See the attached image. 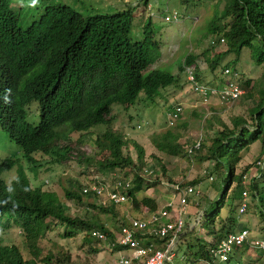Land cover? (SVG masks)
Instances as JSON below:
<instances>
[{
	"label": "clouds",
	"instance_id": "clouds-1",
	"mask_svg": "<svg viewBox=\"0 0 264 264\" xmlns=\"http://www.w3.org/2000/svg\"><path fill=\"white\" fill-rule=\"evenodd\" d=\"M77 1L0 0V132L17 148L14 154L0 156V182L4 187L10 188L12 185L24 181L26 185L28 184L29 190L37 188L41 193L53 192L56 194L52 189H44L42 185L32 187L27 177V171L38 174L44 165L50 171L54 166L63 164L72 166L71 163H76L78 167L84 163L83 168L86 170L90 167L97 168L95 159L99 152H105L99 145L106 143L103 136L105 133H110L114 138H119L122 143L126 144L121 148L122 154L131 159L132 166L113 170L110 176L115 180L107 177L102 180H92L93 189L91 185H84L79 179L71 178L67 182H60L59 186L64 190L72 183L74 185L73 192L86 196L87 201L100 208L112 207L114 209L126 203L132 205L130 191L134 174L137 173V166H141L138 172V177H140L146 162L138 137L145 128H148L149 118L152 116L151 112L143 109L144 104H155L157 98L162 97L164 91L179 86L178 79L180 77L183 78L185 84L190 86L188 91H191L196 97H201L205 101L213 97L221 98L220 90L223 89L221 85L218 87V93H215L217 95L213 96L210 95V91L206 90V84L198 82L199 71L193 50L201 47L203 42L208 40L207 36L217 38L210 40V45L224 44L226 39L222 37V34H216L214 27L217 28L225 24L215 20L217 4L214 5L212 14L203 17L204 12L202 11L207 9L206 3L202 0H169V2L179 4V8L173 10L161 9L157 0H136L135 3L132 2L128 5L127 9L120 10L108 5L106 8H110L112 12H104V9L100 7L92 10L93 13L86 17H82L81 12L74 8L75 5H78ZM204 1L208 2L209 0ZM102 2V0H95V3L100 6L105 5ZM148 2H150L149 7H147ZM218 2L222 4V0H218ZM145 8L149 9V15L146 14L147 18L140 19L137 11ZM190 11L195 13L193 18L188 15ZM152 13L153 15H151ZM117 14L128 20L124 30L126 37L122 40H109L108 33L103 34V26L99 28L97 21L101 19L100 16ZM94 16H98V19L91 24L89 33L85 35V49L76 50L72 54H62L63 49L60 42L63 28L68 24L91 21ZM153 18L156 21H153ZM187 20L191 22L189 26L193 29H191L188 40L184 42L181 36L177 39L176 35L166 28L168 24H173L179 29L186 28L188 26L184 24ZM195 29L202 30V33L193 36ZM212 31L215 33L210 34ZM226 44L228 45L227 42ZM162 49L166 50L171 63L157 66ZM180 50L184 51L180 53ZM188 59H194V63H186ZM237 59L235 57L234 62H237ZM234 70L235 68L223 69L222 78L229 80L227 87L231 84L238 87L235 83L237 73ZM199 98L198 102L200 103ZM230 100L233 99L228 101ZM180 105H172L171 108L166 109L164 115H166L165 125L168 129L164 134L152 139L155 148H157L155 144L161 143V139L167 132H173L177 126L182 124L179 121L184 109ZM44 107L52 110L53 115L62 123V126L57 129L62 138L54 145L27 150L23 146V138L14 133L15 127L20 121L18 114L22 109L24 123L35 129L40 124ZM34 108L35 112H33ZM32 117L34 119L30 120ZM118 121L126 122L130 133L125 134L122 126L115 125ZM70 126L75 130L71 131ZM23 134L29 137L28 131H24ZM74 134L77 136L74 137ZM196 143L199 144L198 148H194ZM200 144L201 139L193 140L190 146L185 148L186 157L198 150ZM53 146L65 153H61L62 158L66 157L63 162L51 163L52 156L44 154L47 149ZM157 149L161 151L159 148ZM190 149H194L192 153L189 152ZM129 150L135 151L134 158L128 154ZM139 150L142 151L141 155H139ZM44 157H48V159L42 160ZM141 158L143 162L139 165ZM147 158L151 159L150 156ZM84 159L90 161L86 162ZM13 171L16 173V177L7 183L4 178ZM153 171L151 170L149 174H152ZM118 182L122 185L128 184V188L124 191L119 188L118 191L116 185ZM116 191L120 194L121 192L127 194L128 200L115 203L109 199L108 193ZM63 195H65V191ZM66 200L62 201L63 204ZM75 203L77 202L75 201ZM241 207L242 205L238 209L239 214H244L246 209L241 212ZM0 213L1 243L16 246L3 242L2 232L12 226L16 227V225L9 221L8 226L2 227L4 221L9 220V217L1 209ZM144 216L145 214L131 219H139ZM126 222H129L127 218ZM244 229L248 232V241L241 246L231 248L228 253V264L233 259L237 264H247L245 258H242L239 253L240 250H245L244 248L249 252L264 255V249L250 244V242L264 243V240L253 239L245 226H241V229L230 234H236ZM117 235L113 232L114 239ZM93 241L95 240L93 239ZM218 242V240L212 239L207 249L203 250L207 252V258L194 254V258L190 262L200 264L201 259H205L207 263L211 262L210 251L212 248H216L221 241ZM184 260L183 257L182 261Z\"/></svg>",
	"mask_w": 264,
	"mask_h": 264
},
{
	"label": "rangeland",
	"instance_id": "rangeland-1",
	"mask_svg": "<svg viewBox=\"0 0 264 264\" xmlns=\"http://www.w3.org/2000/svg\"><path fill=\"white\" fill-rule=\"evenodd\" d=\"M53 1L56 2L57 0ZM102 1V3L105 5L100 6L99 4L95 3V0H78V5H75L74 8L81 12L80 15L82 17H86L87 15L93 13L92 10L98 9L100 7L104 9V12L108 13L112 12L110 8H106L108 5L120 10H124L127 9L128 5H130L132 2H136V0ZM157 2L159 3L161 9L173 10L175 8H179V4L177 2H169V0H157ZM202 2L206 3L207 9H203V17L213 13L214 5L217 4L216 9L218 11L222 9L223 5L219 3L218 0H209L208 2L202 0ZM149 3L150 2L147 3V7H149ZM74 8L72 9L75 11ZM149 12L150 11L147 8L138 9L137 15H139L140 19H145L148 17L146 14L149 15ZM151 15H153V13ZM188 15L190 18H193L195 13L190 11L188 12ZM153 21H156V19L153 18ZM190 24L191 22L187 20L184 24L185 26H188L186 28L182 27L179 29L177 26H173V24L166 25V28H169L174 33V35H176L177 39L181 36L182 41L184 42L188 40L191 34V29H193V27L189 26ZM201 33L202 30L195 29L193 36H197ZM207 37L208 40L203 42L201 47L193 50L196 55V66L198 68L199 74L201 75V80H203L207 85V87H205L206 90L211 92L210 95H217L215 93H218V87L221 85L222 88H224L229 82L228 79L222 78L224 75L222 74L223 69L235 68L236 73L238 74V77L236 74L235 83L238 85L239 90L242 93L241 96L243 97L247 92L252 90L254 85H257V82L260 80L263 72V66L257 65L255 62H253L250 58L249 49L244 48L241 51L236 64H234L236 56L231 53L222 56L218 60L217 66L214 68L215 70H211L209 68V61L212 58H216L217 55L222 54V52H225L228 45L226 42L224 44L218 43V45H210V40L217 38L214 36ZM182 52L180 50V53ZM167 63H171V61L166 54V50L162 49V55L159 58L157 66H164ZM178 80L180 82L179 86L171 87L164 91L162 97L157 98L155 104H144L143 109L147 112H151L152 116L149 118L150 124L148 128H145L142 131L140 137H138L143 147V152L145 155L144 158L146 161L140 174V178L144 181V184L150 183L152 186L148 187L143 184L144 189L136 191V197L139 202L143 198L151 199L154 202L158 201L157 203L159 210L169 202L174 205L177 204L178 197L174 195L172 191L173 184L194 183L191 185L195 187V190H198L199 194L195 197V199L192 197L190 198V204L187 207L184 218L185 230L182 234L184 237L180 238L178 241L176 247L177 257L174 259V263L176 264H192L190 261H192L194 258V253L202 252L204 249L206 250L209 246V242L212 241L213 238L212 234L210 233L211 227H213L215 230H219L221 228L222 221L226 220L229 216V206L228 202L226 203V199L231 193V190H234L235 182L229 184L228 187L230 190L225 196L222 207L220 208L217 215L214 213L209 215V219L211 220L207 224L204 217V215L207 214L206 209L210 203L219 201L221 195L220 190L218 191L217 189V175L215 172H211L213 166L212 161L206 160V158L203 156L196 157V155H194L191 157H186L187 155L185 154V148L190 146L193 140L196 139H201L202 145L204 144L208 146L211 143V140L215 135L214 132L217 130H222V126L218 122L214 121L212 123L211 119L214 114H216L219 119L222 120L223 123L229 128H232L230 121L231 118L242 115L243 117L249 119V116L247 114V106L244 103L242 104L243 100L241 98L224 101L220 97H213L205 101L201 97H196L191 91H188L190 86L184 83L182 77H180ZM245 81H250V84H248V86L245 85ZM253 91L255 90L253 89ZM198 98L200 103L198 102ZM176 104H181L180 106H182L184 109L183 115L179 122L185 123L184 128H180L177 132H175V135L178 137L177 143L181 146L182 151L177 157L167 155L159 151L152 143L153 138L159 137L165 133L166 129H168V127L165 125L166 115H164V113H166V109L168 107L171 108L172 105ZM192 109H194V111H192ZM33 112H35V108L33 109ZM113 114L114 113L112 112V115ZM33 119L34 117H32L30 120ZM208 120H210V126L207 122ZM220 120L219 122H222ZM115 125L122 126L124 128L125 134L130 133L126 122L118 121L115 123ZM73 136L76 137L77 134H74ZM82 146L84 147V145ZM263 149L264 148L261 147L260 142L250 143L249 146H247L245 150L241 152V161L235 166V177H238L243 172L244 168L249 166V169L245 175L242 176L241 182L242 186L246 188V190H248V186L252 182V177L257 178V184L261 188L264 187V152L262 154L263 156L261 161H259L261 164H257L259 163L257 159L260 158V154L262 153ZM123 150L125 151V149ZM16 151V146L12 145L8 141L7 137L2 132H0V156L14 154ZM128 154L132 158L136 156L134 150H129ZM106 155L107 153L105 152H99L95 160L101 161L106 157ZM148 156H150L151 161L147 158ZM36 158L39 159L38 156H36ZM47 159L48 157H44L42 160L46 161ZM71 164L72 166H68L67 164L54 166L50 171L47 170V166L44 165L42 168H40L38 174H33L27 171L29 183L32 187L42 185L44 189H52L56 192V195L59 199L65 201L66 198L65 195H63L64 190L59 186L60 182H67L70 178L79 179L81 183H84V185H91V188L93 189L94 185L91 184L92 180H102L108 175L98 171V169L94 167H90L88 170H86L83 168L85 166L84 163L80 164L79 167L76 166V163ZM161 166L165 167V174L163 175H161ZM151 170H154L153 175L149 174ZM260 175H263L262 178ZM155 176H158V179H156ZM15 177L16 173L13 171L6 175L4 180L7 183H10ZM62 184L64 185V183ZM236 203L237 202H235V205ZM89 204V201H85L84 204H79L75 203V201L66 200L64 207L65 211H69L70 214H82L83 210H88V214L91 216L89 219L99 221L101 225L107 229H111L116 235L119 227L126 221V218H138L141 217V215L149 212V210L141 203H139L138 209L129 203L118 206L114 208L112 214H105L100 212L98 209L93 210L90 208ZM236 207V227L234 232L241 229V226H245L253 239L264 240V221L260 215L264 212V208L261 207L258 199L253 200L252 197L248 196L247 208L244 214H239V206L236 205ZM48 226L49 227H47L44 235V240L39 243L42 253L38 258H36L37 264H59V261H57L55 258H53L50 263L46 262V257L49 254L52 253L55 255V249H53L52 244L62 248L64 255L68 257L66 261L67 264H113L115 259L118 257L117 251L112 252L105 249V245L103 243H98L96 241L93 243L91 242L90 244L83 243L82 238L84 230H77V234L73 238H66L64 227L58 225L57 222L53 221L52 224ZM2 239L5 244H15L21 251L24 259H33V256L30 255L27 250L22 248L24 238L20 229L13 226L10 227L9 229L2 232ZM158 245L163 246L160 242ZM239 253L241 254L242 258H245V262L247 264H264V255L260 253L257 254L254 252H249L246 249L240 250ZM183 257L185 258L184 261H182ZM230 264H237V262L233 259L230 261Z\"/></svg>",
	"mask_w": 264,
	"mask_h": 264
},
{
	"label": "trees",
	"instance_id": "trees-1",
	"mask_svg": "<svg viewBox=\"0 0 264 264\" xmlns=\"http://www.w3.org/2000/svg\"><path fill=\"white\" fill-rule=\"evenodd\" d=\"M222 4V9L215 11V20L223 22L225 25L218 26L217 28L214 27V29H216V34H222V37L226 39L228 48L225 52L217 55L216 58H212L209 61V68L214 71L218 60L222 56L232 53L238 58L241 51L246 48L250 51L251 60L257 65L263 66V73L260 80H258L257 85H254L252 90L247 92L243 97H239V99L241 98L243 100L242 104L244 103L247 106L249 119L242 115L233 117L230 119L232 128H229L216 114H214L211 119L212 123L214 121L218 122L222 126V130L214 132V138L208 146L204 144L202 145L201 143L200 148L191 155H196V157L203 156L206 160L213 162L211 172L216 173L218 183L217 189L221 192L219 201L210 203L206 209L207 214L204 215V217L207 224L211 220L209 219V215L213 213L217 215L222 207L225 196L230 190L228 187L229 184L235 182L234 190H231V193L226 199V203L228 202L229 206V216L226 220L222 221L219 230H215L211 227L210 233L213 235V240H218L219 242L227 238L236 227V205H244L246 201L247 208V198L250 196L253 200L258 199L261 207L264 208V187L261 188L257 184V178H251L252 182L249 184L248 190L242 186V176L245 175L249 166L245 167L238 177L234 176L235 166L241 161V152L244 151L250 143L260 142L261 147L264 148V0H222ZM100 18L101 19L97 21L99 28L103 26V34L108 33L109 40H122L126 37V31L124 30L125 26H127L128 20L125 19V17L117 14L113 16H100ZM97 19L98 16H94L91 21L89 20L88 22H78L66 25L61 34L60 46L63 49L62 54H72L79 49L84 50L85 35L89 33L91 29L90 27H92L91 24ZM213 33H215V31L210 32V34ZM186 63H194V59H188ZM235 63L236 62H234V64ZM197 80L201 84H206L201 80L200 74H197ZM244 84L248 86L250 81H245ZM253 89L255 91H253ZM18 115L20 121L15 127L14 133L16 136L23 138V146L25 149L28 150L54 145L62 138L57 131V129L62 126V123L53 115L52 110L44 107L40 124L38 128L35 129L24 123L22 109ZM219 120L222 122H219ZM81 121L84 120L81 119ZM207 122L210 126V120ZM184 127L185 123H182L177 126L173 132H167L165 137L161 139V143L155 144L156 147L161 151H164L167 155L177 157V155L181 153V146L177 143L178 137L175 135V132ZM70 129L71 131L75 130V128L71 126ZM24 131L29 132V137L23 134ZM10 137L13 138L11 135ZM103 139H105L106 143L100 144L99 147L107 152V155L103 160L97 161L95 166L98 171L105 174L109 173L107 178L115 180L114 177L110 176V173L115 169H123L127 166H132L131 159L123 156L121 148L126 144L122 143L119 138H114L112 134L105 133ZM62 151L63 150L58 147L55 148L53 146L52 148L47 149L44 154L52 156L50 159L51 163L63 162L66 157L62 158L61 153L65 154ZM263 152L264 149L260 154V158L257 159L258 162L261 161ZM139 153V155H141L142 151L139 150ZM84 160H86V162L90 161L88 159ZM142 162L143 159L141 158L139 165H141ZM257 164L260 165L261 163L259 162ZM160 168L161 175L165 174V167L161 166ZM140 169L141 166H137V173L134 174L130 191V196L132 198L131 203L136 209H138L139 203H141L149 210V212H157L158 201L154 202L151 199L143 198L139 202L136 197V191L144 189V181L138 177ZM260 176L262 178L263 175ZM155 178L158 179V176H155ZM77 182L79 183V181ZM191 184L180 183L181 187H192L193 185ZM27 185L24 181H21L20 183L7 188L0 182V209L2 212H6V215L9 217V220L4 221L2 227L8 226L10 221L12 224L16 225V227L20 228L24 238L22 248L27 250L28 253L33 256V259H24L18 247L3 245L0 239V264H37L36 258L42 253L39 243L44 240L47 227H49L48 225L52 224L53 221L57 222L61 227H64L66 238H73L77 234V230H84L82 242L90 244L91 242H94L90 235V231L97 229L105 233L109 238V241L114 239L113 231L111 229L105 228L99 221L89 219L91 216L88 214V210H83L82 214H70L69 211H65L62 200L59 199L55 193H41L37 188L29 190ZM144 185L148 187L152 186L150 183H145ZM73 188L74 185L70 183V185L64 189L66 199L74 200L79 204H83L84 201L87 202L86 196L73 192ZM198 194L199 193H194L192 198L195 199ZM235 202H237L236 205ZM89 206L91 209H98L105 214H112L114 211L112 207L100 208L98 205L92 203H90ZM260 215L264 221V212ZM126 223L127 222L125 221L122 224L126 225ZM183 237L184 235H181L180 238ZM52 247L55 249V255L52 253L49 254L46 257V262L50 263L53 258H55L59 261V264H67L66 261L68 257L64 255L62 248L55 244H52ZM194 254H199L204 258H207L208 256L206 251L199 253L196 252Z\"/></svg>",
	"mask_w": 264,
	"mask_h": 264
},
{
	"label": "built area",
	"instance_id": "built-area-1",
	"mask_svg": "<svg viewBox=\"0 0 264 264\" xmlns=\"http://www.w3.org/2000/svg\"><path fill=\"white\" fill-rule=\"evenodd\" d=\"M241 91L236 85H229L220 90L221 99H237ZM196 143L194 148H198ZM190 149L189 152H193ZM117 188L126 190L128 184L117 183ZM195 187H181L180 184L172 185V190L177 198V204L171 202L161 207L157 212H150L139 219H128L126 225L119 229L117 237L112 241L100 231H91V237L98 243H103L105 249L117 251L118 257L114 264H174L177 257L176 246L185 230L184 218L190 198L194 193H198ZM118 191L109 192V199L115 203L126 202L127 194ZM245 196V195H244ZM246 202V201H245ZM246 209V204H242L241 212ZM157 240V242L155 241ZM248 241V232L244 229L236 234H229L222 240L216 248H212L210 255L211 262L201 259L200 264H228V253L233 246H241ZM162 243L163 246L158 245ZM254 247L264 249L262 242H250ZM125 251H127L125 253Z\"/></svg>",
	"mask_w": 264,
	"mask_h": 264
},
{
	"label": "crops",
	"instance_id": "crops-1",
	"mask_svg": "<svg viewBox=\"0 0 264 264\" xmlns=\"http://www.w3.org/2000/svg\"><path fill=\"white\" fill-rule=\"evenodd\" d=\"M128 253V252H127ZM129 254V253H128Z\"/></svg>",
	"mask_w": 264,
	"mask_h": 264
}]
</instances>
